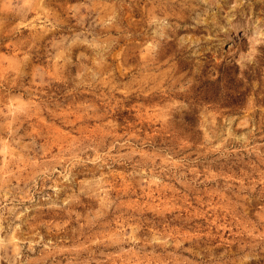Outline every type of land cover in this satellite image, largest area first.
<instances>
[{
  "label": "rangeland",
  "instance_id": "rangeland-1",
  "mask_svg": "<svg viewBox=\"0 0 264 264\" xmlns=\"http://www.w3.org/2000/svg\"><path fill=\"white\" fill-rule=\"evenodd\" d=\"M0 264H264V0H0Z\"/></svg>",
  "mask_w": 264,
  "mask_h": 264
}]
</instances>
